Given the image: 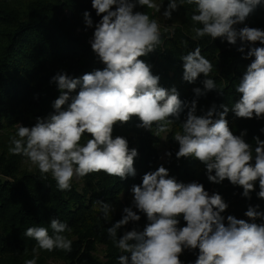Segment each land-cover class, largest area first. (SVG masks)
I'll return each instance as SVG.
<instances>
[{
  "label": "clouds",
  "instance_id": "9594fccd",
  "mask_svg": "<svg viewBox=\"0 0 264 264\" xmlns=\"http://www.w3.org/2000/svg\"><path fill=\"white\" fill-rule=\"evenodd\" d=\"M196 5L191 16L194 24V40L210 37L222 38L231 45H264V30L245 26L237 30L264 0H187ZM137 5L160 12L161 4L154 0H92V8L102 18L95 24L90 40L92 51L105 65L100 70L73 78L66 72L52 77L59 89L53 101V113L46 118L37 117L32 127L16 124V133L10 137L9 152L27 157L32 166L43 174H51L59 190H70L74 178L103 172L108 176L125 179L135 176L136 149H129L128 141L121 136L113 138L117 123L124 124L138 117L142 127L153 129L154 135L170 131L174 120H179L187 109L182 131L174 140L179 144L176 158L194 157L206 166L207 179L215 184L225 179L243 188L247 198L258 181V197L264 199V140L254 137L255 148L246 142L247 130L235 135L226 119L229 111L238 118L264 119V47H251L248 57L255 59L247 66L236 86L240 99L231 108L215 104L204 114L197 115V101L186 103L179 98L175 87L159 86L160 77L154 75L151 66L140 57L147 56L161 45V25L145 12L135 11ZM177 0H169L163 12L171 19L179 6ZM115 6V10H113ZM87 27L93 26L89 12H84ZM183 79L193 83L203 74V90L195 88L197 97L209 91L222 89L209 78L213 64L194 51L182 56ZM78 92L75 96L70 93ZM69 100L66 110H62ZM170 117L175 119H170ZM264 132V128L261 129ZM90 135L83 145L84 134ZM171 156V153H166ZM214 172V174H213ZM132 207L123 209V216L107 229L122 253L119 264H182L180 255L185 249H199L195 264H264V213L259 205L249 206L244 213L249 220L225 217L228 208L219 193L209 194L198 182H177L164 166L144 174L141 185L131 189ZM99 211L107 221L114 211L110 203L97 200ZM133 207L146 214L149 223L143 231L135 228L125 231L117 240V232L130 221L140 220ZM186 226L178 227V217ZM251 221V222H249ZM49 234L46 227H29L25 236L37 242L34 258L24 264H37L39 250L56 249L71 251V240L63 233L71 231L58 218L51 219Z\"/></svg>",
  "mask_w": 264,
  "mask_h": 264
},
{
  "label": "trees",
  "instance_id": "16d2710c",
  "mask_svg": "<svg viewBox=\"0 0 264 264\" xmlns=\"http://www.w3.org/2000/svg\"><path fill=\"white\" fill-rule=\"evenodd\" d=\"M154 2L162 3L160 12L139 5L134 10L145 12L162 24V42L156 50L139 59L149 64L152 73L160 77V87L169 90L175 87L179 98L186 103L196 100L197 115L204 114L213 104L219 111H222L221 104L231 108L241 97L236 86L247 66L255 59L245 58L247 52L253 46L264 45L259 42L255 45L245 43L242 53L238 51L242 46L239 40L236 45L222 38L194 40L193 28L200 26L191 21L196 11L195 4L177 0L182 5L172 13L171 19H165L163 12L169 0ZM85 11L91 15L92 27L85 24ZM101 18L92 8V0H0V264H24L26 260L33 259L32 249L38 247L37 242L24 233L29 227H46L51 235L50 222L53 218H58L71 229L63 233L72 242L71 251L38 249L37 264H49V260L62 264H119L118 257L122 253L107 229L122 218L125 207H132L133 185H141L144 174L155 171L161 165L177 182L187 184L195 181L203 184L210 195L219 193L228 204L221 214L225 217V224L229 215L249 220L244 213L250 205H259L257 210L264 213V199L257 195L260 190L258 181L249 199L242 195V187L233 185L227 179L220 184L210 182L206 166L198 159L176 158L179 144L174 135L182 131L187 109L181 113L179 120L173 121L169 132L161 133V137L154 135L155 125L152 130L137 127L141 122L135 116L127 123L114 126L113 138L124 137L129 149L134 148L138 152L134 158V177L120 179L103 172L91 173L78 182L73 179L71 189L61 191L50 173L42 175L36 167L26 168L23 165L28 161L27 157L9 152L10 137L16 133V124L32 127L37 117L46 118L54 112L52 103L60 92L52 81L53 76L66 72L73 78H79L105 67L90 44L95 24ZM245 26L264 30V2L243 23L235 25L237 30ZM197 46L213 64L209 78L215 80L222 93L213 90L197 97L193 90H203L204 75L200 74L193 83L183 79L181 57ZM78 90L70 96H75ZM70 102L62 106V110H66ZM226 119L235 135L247 130L244 139L252 145L254 155V137L264 140V132H261L264 119L238 118L232 111ZM163 135L166 147L164 160L160 155ZM88 139L91 137L85 133L80 143L83 145ZM169 152L171 156L166 155ZM97 200L110 203L114 208L107 221L99 211ZM133 211L141 217L140 220L130 221L119 229L117 240L125 231L134 228L143 231L149 223L146 214L135 207ZM178 219V227L186 226L182 216ZM255 222L264 223V219ZM99 248L103 258L98 255ZM198 255L199 249H185L179 258L182 264H195Z\"/></svg>",
  "mask_w": 264,
  "mask_h": 264
},
{
  "label": "rangeland",
  "instance_id": "374dc122",
  "mask_svg": "<svg viewBox=\"0 0 264 264\" xmlns=\"http://www.w3.org/2000/svg\"><path fill=\"white\" fill-rule=\"evenodd\" d=\"M159 24L162 27V24L160 22H159ZM165 151H166V147H165V136L163 135L162 138H161V144H160V155H161V159L162 160L165 159ZM23 166H25L28 169H32V168L35 167V166H32L29 161H25ZM79 179L74 178V180L76 182H78ZM98 255L100 256V258H103V254L101 253V248H99ZM49 264H62V262L56 261V260H49Z\"/></svg>",
  "mask_w": 264,
  "mask_h": 264
}]
</instances>
